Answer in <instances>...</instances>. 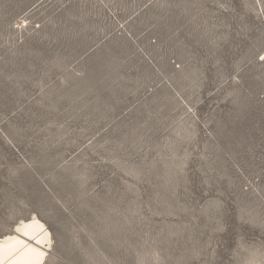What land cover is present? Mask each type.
Wrapping results in <instances>:
<instances>
[{
  "label": "rangeland",
  "instance_id": "obj_1",
  "mask_svg": "<svg viewBox=\"0 0 264 264\" xmlns=\"http://www.w3.org/2000/svg\"><path fill=\"white\" fill-rule=\"evenodd\" d=\"M44 264H264V0H0V238Z\"/></svg>",
  "mask_w": 264,
  "mask_h": 264
},
{
  "label": "bare ground",
  "instance_id": "obj_2",
  "mask_svg": "<svg viewBox=\"0 0 264 264\" xmlns=\"http://www.w3.org/2000/svg\"><path fill=\"white\" fill-rule=\"evenodd\" d=\"M51 233L37 217L19 224L0 238V264H44L51 249Z\"/></svg>",
  "mask_w": 264,
  "mask_h": 264
}]
</instances>
